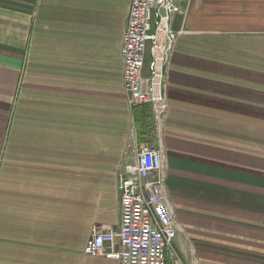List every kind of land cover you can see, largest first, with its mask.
<instances>
[{
    "label": "crops",
    "instance_id": "0c3cea01",
    "mask_svg": "<svg viewBox=\"0 0 264 264\" xmlns=\"http://www.w3.org/2000/svg\"><path fill=\"white\" fill-rule=\"evenodd\" d=\"M132 0H0V264H119L117 177L149 144L185 264H264V0H179L168 111H132ZM145 76L149 75L146 67Z\"/></svg>",
    "mask_w": 264,
    "mask_h": 264
},
{
    "label": "built area",
    "instance_id": "2783aa9c",
    "mask_svg": "<svg viewBox=\"0 0 264 264\" xmlns=\"http://www.w3.org/2000/svg\"><path fill=\"white\" fill-rule=\"evenodd\" d=\"M178 1L132 0L123 35V84L128 103L131 107L150 106L158 126L168 111L166 68L179 36L172 26L179 13ZM117 186L119 229L94 228L85 254L119 264H185L171 251L177 226L167 200L161 151L151 145L137 146L133 160L118 175Z\"/></svg>",
    "mask_w": 264,
    "mask_h": 264
},
{
    "label": "rangeland",
    "instance_id": "374dc122",
    "mask_svg": "<svg viewBox=\"0 0 264 264\" xmlns=\"http://www.w3.org/2000/svg\"><path fill=\"white\" fill-rule=\"evenodd\" d=\"M166 88H167V79H166ZM167 95V94H166ZM127 101H128V99H127ZM168 101V100H167ZM128 105H129V103H128ZM145 106H148V105H145ZM137 107H139V106H137ZM129 108L133 111L134 110V108H136V107H131L130 105H129ZM167 114V113H166ZM153 115V118H154V120H155V117H154V114H152ZM155 122H156V125H157V121L155 120ZM146 145H149V144H145L144 146H146ZM118 189V188H117ZM119 200H120V197H119ZM91 232H92V230H91Z\"/></svg>",
    "mask_w": 264,
    "mask_h": 264
},
{
    "label": "water",
    "instance_id": "95a60500",
    "mask_svg": "<svg viewBox=\"0 0 264 264\" xmlns=\"http://www.w3.org/2000/svg\"><path fill=\"white\" fill-rule=\"evenodd\" d=\"M161 12H162L163 15L165 14L164 11H161Z\"/></svg>",
    "mask_w": 264,
    "mask_h": 264
}]
</instances>
